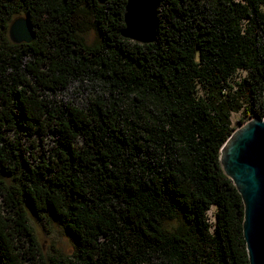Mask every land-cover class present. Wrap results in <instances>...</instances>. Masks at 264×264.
<instances>
[{"label": "trees", "instance_id": "obj_1", "mask_svg": "<svg viewBox=\"0 0 264 264\" xmlns=\"http://www.w3.org/2000/svg\"><path fill=\"white\" fill-rule=\"evenodd\" d=\"M125 4L0 0V264H41L26 207L72 242L51 264H248L218 151L232 114L264 117V0H159L148 45Z\"/></svg>", "mask_w": 264, "mask_h": 264}, {"label": "water", "instance_id": "obj_2", "mask_svg": "<svg viewBox=\"0 0 264 264\" xmlns=\"http://www.w3.org/2000/svg\"><path fill=\"white\" fill-rule=\"evenodd\" d=\"M108 1L96 0L99 5ZM158 4L159 0H126L121 37L137 44H154ZM7 35L16 45L30 44L35 38L25 16L11 20ZM218 162L242 201V237L248 264H264V117L251 118L233 129L219 148Z\"/></svg>", "mask_w": 264, "mask_h": 264}, {"label": "rangeland", "instance_id": "obj_3", "mask_svg": "<svg viewBox=\"0 0 264 264\" xmlns=\"http://www.w3.org/2000/svg\"><path fill=\"white\" fill-rule=\"evenodd\" d=\"M17 17V16H15ZM14 17V18H15ZM83 40L86 44H92L97 40V35L93 30L86 31L83 35ZM90 94V91L84 92L81 87H72L68 97L59 96V99L64 101H70L74 104H80L84 101ZM243 119L241 113H234L231 115V124L233 128L239 126V120ZM46 143L50 144L49 140H44ZM37 144V143H36ZM7 185L9 184L7 180ZM26 210L27 224L31 228L39 253L41 255V264H51V260L56 256L70 255L73 249L72 242L69 236L66 234L64 228L56 223L55 221H50L41 223L30 213L28 208ZM212 211H210L211 213Z\"/></svg>", "mask_w": 264, "mask_h": 264}]
</instances>
